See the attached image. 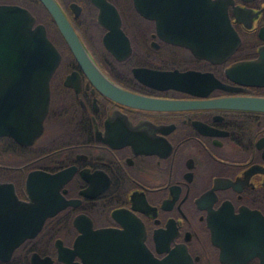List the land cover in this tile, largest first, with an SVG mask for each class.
Wrapping results in <instances>:
<instances>
[{
    "label": "flooded vegetation",
    "instance_id": "af4514ba",
    "mask_svg": "<svg viewBox=\"0 0 264 264\" xmlns=\"http://www.w3.org/2000/svg\"><path fill=\"white\" fill-rule=\"evenodd\" d=\"M53 1L95 71L44 0H0L59 52L34 135L0 68V264H264V0H172L188 45L163 37L170 0Z\"/></svg>",
    "mask_w": 264,
    "mask_h": 264
},
{
    "label": "water",
    "instance_id": "95a60500",
    "mask_svg": "<svg viewBox=\"0 0 264 264\" xmlns=\"http://www.w3.org/2000/svg\"><path fill=\"white\" fill-rule=\"evenodd\" d=\"M44 1L77 59L86 66L87 70L95 71V68L88 62L86 53L78 42L74 31L54 1ZM170 1L165 5V13L163 14V37L174 43L188 45V39L190 34L192 35L193 29L182 28L178 35L175 34V12H168L175 10V3L172 0ZM214 1L212 0L213 5ZM141 2L142 0H134L139 11L142 10ZM211 16L214 27L212 36L215 38V33L220 34L223 30L220 22L224 16L221 12L215 10L212 11ZM32 20L33 16L22 7L9 4L0 5V68L6 74L9 72L8 77L15 80L16 83L19 80V96L26 99L20 98L19 124L21 128L30 129V134L34 135L41 127V118L46 110L48 99L47 79L58 62L59 52L46 37L41 24H35L31 27ZM104 42L109 51L116 53L117 47L115 44H111L106 40ZM31 71L36 72V75L31 74ZM161 78L164 87H175V69L164 70ZM104 89L109 95H115L114 93L119 92V99L126 103L170 107L175 103L182 102L122 91L109 83L104 85ZM250 104L264 107V98L251 99ZM21 141L29 142L30 138L28 140L21 139Z\"/></svg>",
    "mask_w": 264,
    "mask_h": 264
}]
</instances>
